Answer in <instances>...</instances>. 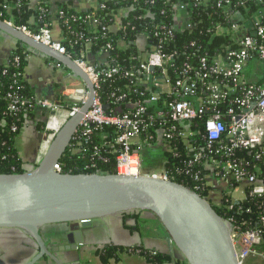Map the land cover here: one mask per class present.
<instances>
[{"label":"built area","instance_id":"built-area-1","mask_svg":"<svg viewBox=\"0 0 264 264\" xmlns=\"http://www.w3.org/2000/svg\"><path fill=\"white\" fill-rule=\"evenodd\" d=\"M212 1L218 10L230 14L227 21L231 25L217 31L233 36L230 46L213 57L191 55L193 61L173 69V76L170 70L178 55L167 54L162 47L152 51L137 49L139 67L134 71L119 67L97 71L83 55L73 59L93 84L96 97L70 147L73 144L72 152L78 153L88 143L93 130L113 128L116 175L138 177L148 175L142 172V151L148 141L155 140L164 151L172 152L168 144L178 140L193 153L187 170L198 166L204 173L202 176L194 173L193 180L204 187L226 191V196L210 193L205 200L216 208L224 205L229 212L223 220L230 228L238 264L254 260L264 263V0H247L253 2L256 10L251 19L243 20L236 7L244 6L245 0ZM179 8L185 11L184 5ZM6 22L34 41L71 57L65 47L53 40L51 30L42 28L32 33ZM173 36L172 28L167 26L158 27L154 33L158 43ZM251 66L254 69L246 72ZM119 75L131 78L142 87L140 96L146 98L128 101L127 109L120 113H107L102 109L97 91L100 84ZM124 98L119 96L117 103ZM8 99L11 112L28 104L14 94L8 95ZM86 99L85 90L78 105L68 112L67 119L78 112ZM33 104L48 113L60 110L58 103L45 99H34ZM150 106L154 107L151 111ZM198 121L203 123V128L201 146L196 148L191 144L195 135L192 124ZM150 129H155V138L147 136ZM54 171L61 172L58 164ZM148 176L175 182L166 173Z\"/></svg>","mask_w":264,"mask_h":264},{"label":"trees","instance_id":"trees-1","mask_svg":"<svg viewBox=\"0 0 264 264\" xmlns=\"http://www.w3.org/2000/svg\"><path fill=\"white\" fill-rule=\"evenodd\" d=\"M35 0H0V19L9 21L17 27H25L32 33L42 28L52 31L55 21L61 31V45L66 48L72 59L76 60L84 53L88 45L90 59H97L105 54L104 62L94 61L97 71L111 67H119L124 71H134L139 67L137 59V40L147 38L148 51L162 47L167 54L176 53L174 68L178 69L183 63L193 61L191 55H208L213 57L223 52L230 46L233 36L218 33V29H225L231 25L224 11L218 10L212 0H102L95 10L85 13L74 12L64 5H53L50 0H38L36 7L31 4ZM234 3L241 0H232ZM185 6V27L175 23L174 10L177 6ZM53 6H56V11ZM7 8V9H6ZM120 9H130L122 21V30L113 34L109 28L114 23L116 12ZM236 10L240 19H251L255 14L256 6L252 1H244V6H237ZM227 17V18H226ZM172 28L174 36L164 43H158L154 33L158 27ZM124 44V49L119 47ZM232 45V44H231ZM110 47V48H109ZM87 59V55L85 57ZM55 63V62H54ZM26 65V55L17 50L13 52L7 65L0 66V174H21V162L14 148V141L24 122L33 117L36 107L31 89L23 81L22 75ZM159 75L158 72L154 73ZM143 88L136 85L131 78L119 75L100 84L97 97L103 106H107V113H120L125 111L128 101L143 100L140 96ZM16 95L28 104L18 111L8 110L10 100L8 95ZM119 96L124 100L117 103ZM158 107V106H157ZM154 107L150 106L151 111ZM12 128L15 131H12ZM203 123L198 121L192 124L195 135L191 144L199 148L202 141ZM147 136L155 138V129H150ZM116 131L113 128L93 130L88 143L79 148L78 153L72 152V146L66 151L58 162L61 173L64 174H114L115 157L117 149L113 146ZM74 143V142H72ZM156 144L155 140L148 141L144 149ZM158 144V143H157ZM164 144V143H163ZM160 145V144H159ZM172 152L162 153L165 159L163 173L174 178V181L193 189L203 199L208 194L221 193L226 196L223 189L204 187L193 180L192 175L199 172L200 167L193 166L187 170L192 152L178 141L173 140L168 144ZM162 146L160 145V148ZM174 149V150H173ZM213 208L219 216L226 220L229 212L225 206ZM122 215H125L122 214ZM125 250L112 244L106 245L98 251L101 263L118 261L119 255ZM137 250V249H133ZM148 263L167 264L171 262L169 255L139 250Z\"/></svg>","mask_w":264,"mask_h":264},{"label":"water","instance_id":"water-1","mask_svg":"<svg viewBox=\"0 0 264 264\" xmlns=\"http://www.w3.org/2000/svg\"><path fill=\"white\" fill-rule=\"evenodd\" d=\"M0 32L68 70L87 91L86 101L59 128L34 169L0 174V229L22 231L34 242L37 254L27 264L46 258L62 264L56 254L77 251L84 242L82 230L92 221L130 212L155 217L186 264H238L230 228L193 189L148 175L55 172L54 166L69 149L93 105L94 86L71 57L34 41L1 19ZM102 109L107 112L108 107ZM52 225H68V232L65 244L50 250L41 230Z\"/></svg>","mask_w":264,"mask_h":264},{"label":"crops","instance_id":"crops-1","mask_svg":"<svg viewBox=\"0 0 264 264\" xmlns=\"http://www.w3.org/2000/svg\"><path fill=\"white\" fill-rule=\"evenodd\" d=\"M50 1L53 5H64L74 12L85 13L95 10L102 0ZM38 3L39 1L35 0L31 6L34 8ZM56 6H53L55 11ZM179 7L180 5L174 10L175 23L184 28L186 13ZM129 11L130 9H120L116 12L114 23L109 28L111 33L116 34L122 30V21ZM51 32L53 40L61 44V31L56 21ZM136 43L137 49L143 50L147 47V38L141 37ZM119 47L125 48L122 43ZM17 50H21L26 55V65L22 78L31 89L33 99H45L60 105V110L56 113H48L41 109L36 110L33 117L24 122L15 138L14 148L20 159L21 169L30 171L41 161L51 138L67 120L68 112L78 105L83 96V91L86 89L81 81L71 76L62 66L0 32V66L7 65L10 56ZM82 55L84 58L87 55V59H89L87 61L91 65L96 60L104 62L106 58L105 54H101L97 59H90L88 45ZM156 151L158 150L153 149V152ZM159 152H163L160 147ZM143 158L142 155V161ZM146 171L145 174L153 175L151 166ZM46 228L53 232H55V228H59V230H66L67 233L68 225L46 226L41 230V235L50 250L65 244V236L62 244L56 239L45 240L42 232L47 230ZM82 233L84 242L77 251L56 254L62 264H103L98 257V251L109 244L129 250L121 253L118 261L111 260L106 264H151L136 253L139 250L169 255L171 262L167 264H186L157 219L146 212H130L125 213V215L119 214L92 221L91 226L83 229ZM36 254V245L25 233L14 229H0V264H27ZM38 264L53 263L46 258ZM248 264L251 263L248 262Z\"/></svg>","mask_w":264,"mask_h":264},{"label":"rangeland","instance_id":"rangeland-1","mask_svg":"<svg viewBox=\"0 0 264 264\" xmlns=\"http://www.w3.org/2000/svg\"><path fill=\"white\" fill-rule=\"evenodd\" d=\"M253 69H254V66L248 67L246 69V72H249L250 70H253ZM66 71H68V70H66ZM159 147H160V145L156 143V144H154V145L150 146L149 148H146L145 150L142 151V155L144 157L143 161H142V172L143 173H146L147 172L146 169L149 168L150 166L152 167L153 174H159L162 171V164H163L165 159L163 158L162 153L159 152ZM153 149H156L158 151L153 152ZM54 231L55 232H53L49 229L44 230L42 233L44 235L45 240H49V238L51 240L56 239L57 242L62 244L63 240H64V236L66 234V230L64 231L63 229L59 230V228H55ZM249 263H251V264H264L263 262H259L257 260L251 261Z\"/></svg>","mask_w":264,"mask_h":264}]
</instances>
